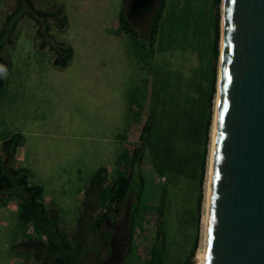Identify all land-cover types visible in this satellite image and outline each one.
I'll return each instance as SVG.
<instances>
[{
  "label": "rangeland",
  "instance_id": "obj_1",
  "mask_svg": "<svg viewBox=\"0 0 264 264\" xmlns=\"http://www.w3.org/2000/svg\"><path fill=\"white\" fill-rule=\"evenodd\" d=\"M154 1L147 14L131 18L127 13L141 32L131 37L119 24L124 0H0V39L4 44L0 159L5 161L3 142L21 135L12 162H5L3 168L25 169L30 182L42 188L40 201L47 214L58 217L57 226L47 227L49 230L60 229L70 235L78 232L77 219L91 178L106 168L111 182L125 171L133 146L140 142V124L152 114L158 96L170 104L173 89L179 91L193 78L194 70L206 64L207 59H201L203 49L210 56L213 34L205 20L213 0H167L157 39L152 42L148 35L158 4ZM222 4L223 0L221 24ZM52 46L61 48L59 54ZM69 50L72 57L67 66L55 65L58 56L59 61H67ZM212 130L199 222L197 182L145 171L142 219L137 218L134 225V244L129 245L135 204L131 197L115 226L107 221L98 236L85 230L81 264H147L149 258L144 256L151 251L161 208L164 243L156 247L165 264H183L196 238L192 264H201L197 257L205 240ZM6 191L11 195L0 204V264H44L35 257V248L27 245L43 235L42 227L22 222L19 190ZM86 209L88 228L95 210L92 205ZM105 235L112 237L113 258L108 255L111 242Z\"/></svg>",
  "mask_w": 264,
  "mask_h": 264
},
{
  "label": "trees",
  "instance_id": "obj_2",
  "mask_svg": "<svg viewBox=\"0 0 264 264\" xmlns=\"http://www.w3.org/2000/svg\"><path fill=\"white\" fill-rule=\"evenodd\" d=\"M22 0H19L21 2ZM222 0H213L210 12H207L206 21L210 24L213 34L210 56H206L203 49V58L206 64L194 70L191 78L180 90L173 89L171 103L161 100L159 95L154 103L152 114L147 117L143 125L140 124V142L133 146L130 153L128 166L114 180L108 182L107 169L102 168L93 178L85 191L82 204V213L78 217V232L75 235L63 234L60 229L55 232L49 226H57L58 217L47 214L45 205L40 201L43 190L29 180L25 169L6 171L5 162H12L16 150L22 140L21 135H14L3 142V154L5 161L0 159V204L11 193L6 190L17 188L19 190L18 201L22 222L34 223L36 227H42L43 235L29 241L28 246H33L35 257L44 264H81L85 245L83 237L85 230H89L93 236L101 234L104 224L109 221L115 226L122 215L124 206L133 197L135 204L131 210L132 230L129 245L134 244L135 223L137 218L142 219L141 206L142 194L145 187L144 172L159 173L165 176L171 173L174 178H187L197 182V223L204 200V183L208 170V157L210 161V135L214 126V105L217 92L218 62L220 56L221 16L220 7ZM129 0H124V9L119 15L121 29L131 37H138L141 33L130 21L126 13ZM167 0H158L157 8L152 16L149 29L150 40L156 41L160 23L164 16ZM65 24V23H64ZM208 24H206L208 26ZM207 26H204L207 28ZM4 44L0 39V63ZM52 48L58 53L61 48ZM59 54V53H58ZM58 56V55H57ZM72 57L69 50L67 61H59V56L54 64L66 67ZM206 67L204 68V66ZM1 84V83H0ZM169 99V100H170ZM213 134V130H212ZM140 179V181H139ZM4 191V192H3ZM93 206L95 215L91 225L87 228V206ZM162 207V206H161ZM159 207V208H161ZM91 217V216H89ZM141 220L139 221V223ZM164 210L158 209L156 219L155 239L148 256L147 264H165L162 252L156 247L163 244ZM105 239L111 242L112 252L108 254L114 257L111 235H105ZM106 248V245H105ZM197 238L193 250L183 264H192L196 255ZM145 261V260H144Z\"/></svg>",
  "mask_w": 264,
  "mask_h": 264
},
{
  "label": "water",
  "instance_id": "obj_3",
  "mask_svg": "<svg viewBox=\"0 0 264 264\" xmlns=\"http://www.w3.org/2000/svg\"><path fill=\"white\" fill-rule=\"evenodd\" d=\"M223 6L205 264H264V0Z\"/></svg>",
  "mask_w": 264,
  "mask_h": 264
},
{
  "label": "bare ground",
  "instance_id": "obj_4",
  "mask_svg": "<svg viewBox=\"0 0 264 264\" xmlns=\"http://www.w3.org/2000/svg\"><path fill=\"white\" fill-rule=\"evenodd\" d=\"M223 6V4H222ZM223 15H224V6H223ZM223 43V41H222ZM221 71V67H220ZM220 80V78H219ZM220 88V87H218ZM219 108V92L217 98V107H216V115H215V126L213 132V149H212V159H211V167H210V179H209V188H208V198H207V214L205 220V240L202 254L198 255L197 260L201 262V264H205V256H206V241H207V228H208V218H209V209H210V199H211V188H212V177H213V167H214V158H215V143H216V134H217V115Z\"/></svg>",
  "mask_w": 264,
  "mask_h": 264
},
{
  "label": "flooded vegetation",
  "instance_id": "obj_5",
  "mask_svg": "<svg viewBox=\"0 0 264 264\" xmlns=\"http://www.w3.org/2000/svg\"><path fill=\"white\" fill-rule=\"evenodd\" d=\"M134 2H135L134 0L132 1V3L130 2L129 5H128V9H127L128 16L131 17V18L138 17L141 14L149 13L152 10V8H153V4L155 5V1L151 0V2L146 4V5L140 3L138 8L135 9L134 5H133Z\"/></svg>",
  "mask_w": 264,
  "mask_h": 264
}]
</instances>
